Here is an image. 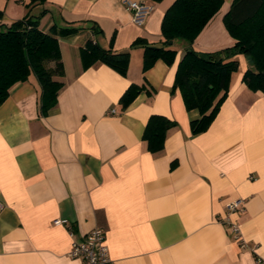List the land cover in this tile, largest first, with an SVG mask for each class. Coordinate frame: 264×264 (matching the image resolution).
<instances>
[{
    "label": "crops",
    "instance_id": "0c3cea01",
    "mask_svg": "<svg viewBox=\"0 0 264 264\" xmlns=\"http://www.w3.org/2000/svg\"><path fill=\"white\" fill-rule=\"evenodd\" d=\"M124 1L0 0V22L31 15L43 31L78 28L58 36L63 84L53 107L40 110L33 73L0 104V264H79L68 255L69 227L81 239L96 226L115 264H264L257 260H264V95L241 80L251 63L235 56L238 68L204 131L192 133L198 111L172 90L186 48L234 43L222 20L232 0L191 43L171 41V64L157 59L144 72L142 47L129 46L137 37L161 44V18L173 0H147L153 9L142 25ZM112 35L114 50L129 48L126 74L102 62L84 68L85 42L108 47ZM132 82L143 88L123 107L119 97ZM153 113L176 122L156 152L142 139ZM236 198L244 208L230 218L244 246L223 222ZM58 217L68 223L54 224Z\"/></svg>",
    "mask_w": 264,
    "mask_h": 264
},
{
    "label": "trees",
    "instance_id": "16d2710c",
    "mask_svg": "<svg viewBox=\"0 0 264 264\" xmlns=\"http://www.w3.org/2000/svg\"><path fill=\"white\" fill-rule=\"evenodd\" d=\"M222 1L173 0L161 18V44L155 45L137 37L129 46L142 47V71L157 59L171 64L176 54V50L170 47L171 41L182 39L191 43L220 8ZM1 15L0 11V18ZM222 20L235 39L234 43L205 52L188 47L176 66L172 90L178 88L187 110L198 111V116L190 120L192 133L204 131L216 115L226 97L230 76L238 68L236 55L243 54L252 65L243 71L241 80L249 89L260 90L264 95V0H232ZM91 27L94 32L100 31L94 25ZM77 30L75 26L52 25L48 31H43L38 27V19L31 15L10 23L0 22V104L14 83L33 73L41 89L40 110L46 112L53 107L63 84L58 78L63 74L58 36ZM112 39L113 35L108 47L88 39L80 48L82 66L85 68L102 62L125 75L129 48L114 50ZM142 88L141 84L130 83L119 97L121 105L127 106ZM175 123L164 115L150 114L142 132L147 149L151 152L162 149L166 132Z\"/></svg>",
    "mask_w": 264,
    "mask_h": 264
},
{
    "label": "built area",
    "instance_id": "2783aa9c",
    "mask_svg": "<svg viewBox=\"0 0 264 264\" xmlns=\"http://www.w3.org/2000/svg\"><path fill=\"white\" fill-rule=\"evenodd\" d=\"M125 6L131 13V20L138 25L145 22L148 14L153 6L147 0H125ZM113 111V110H112ZM243 198H236L226 203V211L224 216V224L233 235V238L240 242V246L245 245V240L237 222L231 220L230 215L236 210H243ZM3 207L0 202V208ZM54 224H67L66 218H55ZM72 236L68 255L78 258L79 264H115L109 255L107 245L105 243V230L96 226L87 232L81 239L74 237V232L69 227ZM258 261H264L257 258Z\"/></svg>",
    "mask_w": 264,
    "mask_h": 264
},
{
    "label": "rangeland",
    "instance_id": "374dc122",
    "mask_svg": "<svg viewBox=\"0 0 264 264\" xmlns=\"http://www.w3.org/2000/svg\"><path fill=\"white\" fill-rule=\"evenodd\" d=\"M51 64V62H49V65Z\"/></svg>",
    "mask_w": 264,
    "mask_h": 264
}]
</instances>
